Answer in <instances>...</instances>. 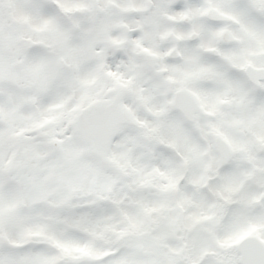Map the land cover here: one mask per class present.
Segmentation results:
<instances>
[{"label":"snow or ice","instance_id":"snow-or-ice-1","mask_svg":"<svg viewBox=\"0 0 264 264\" xmlns=\"http://www.w3.org/2000/svg\"><path fill=\"white\" fill-rule=\"evenodd\" d=\"M0 264H264V0H0Z\"/></svg>","mask_w":264,"mask_h":264}]
</instances>
